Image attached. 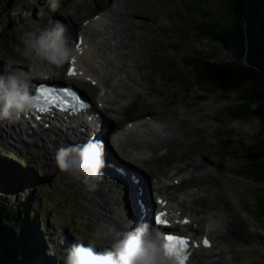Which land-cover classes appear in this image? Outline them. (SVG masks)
<instances>
[{
    "label": "rangeland",
    "instance_id": "374dc122",
    "mask_svg": "<svg viewBox=\"0 0 264 264\" xmlns=\"http://www.w3.org/2000/svg\"><path fill=\"white\" fill-rule=\"evenodd\" d=\"M196 6V0H28L26 5L6 0L0 3V58L10 56L21 61L22 55L23 58L25 55L20 45L27 34L53 27V23L50 24L52 19L57 21L59 17L60 21L66 20L77 29L82 22L89 21L91 15L118 7L123 17L117 24L127 27L120 33L123 38L120 40L126 43L125 46L129 44L130 49L119 50L124 56L118 55L117 58L131 64L127 70L137 74L136 78L141 79V84L148 88L145 94L140 93L137 99L133 98L118 119L133 120L146 114L157 117L161 123L175 126L177 130V138L167 145L168 151L158 152V156L165 152L162 159L140 164L136 171L140 175L141 170L153 176L159 173L166 175L173 167L184 165L183 172L192 175L189 184L185 183L186 186H194V191L207 189L209 192V202L205 204L207 199H203L202 208L218 216L221 213L226 215L225 226L223 222L220 232L224 242L234 245L235 259L228 264H264V222L252 213L258 198L264 196V182H257L243 171L248 164L241 152L242 146L256 144L261 124L253 118H227L225 109L239 104L238 99H235L236 93L225 96L208 85L196 86L193 75L184 66V59L193 58L199 49L193 36L196 25L194 21L198 16ZM221 10L226 18L224 28L236 32L241 14L238 15L226 3H223ZM249 15L250 44L258 52V25L253 15ZM242 29L240 26V32ZM104 50L102 48L101 53L103 51L102 54L108 56L103 57V60L112 57L110 52ZM98 55L102 60V56ZM241 61L244 59L241 58ZM26 64L30 65L28 60ZM105 71L108 75H118V78L123 76L120 69L114 70L111 66ZM121 79L124 81V76ZM96 90L87 84L83 91L88 93L86 95L94 96ZM253 92L256 93L253 100H263H260L256 84L246 91L247 94ZM104 115L110 118L113 116L111 113ZM252 115L264 123L263 112L257 111ZM3 133L0 130V157L6 160L4 155H7L26 163L23 170L18 169L16 163H10L13 171L21 172L18 184L22 183L24 188L18 192L11 191L12 197L9 196L7 200L21 208L28 206L31 200L34 208L39 209L50 222L47 225V220L42 218V221L34 220L33 223L38 236L42 231L52 230L41 239L48 249L40 257V262L44 257L52 255L67 257L71 245L77 240L85 244L92 242L97 248L107 245L106 241L94 236L97 228L92 218L86 215L89 205L85 197L92 191H87L82 181L73 175L62 173L50 150L45 159L48 162L44 163L43 158L37 156L38 144L21 143V139H9ZM1 137L8 143L1 142ZM46 146L53 148L50 142ZM119 162L122 161H116ZM200 166L206 169L196 171V167ZM126 167L136 168L132 164ZM16 193H19L17 197ZM3 200L4 194H0V201ZM63 243L68 247H63ZM46 264L54 262L49 259Z\"/></svg>",
    "mask_w": 264,
    "mask_h": 264
},
{
    "label": "bare ground",
    "instance_id": "6f19581e",
    "mask_svg": "<svg viewBox=\"0 0 264 264\" xmlns=\"http://www.w3.org/2000/svg\"><path fill=\"white\" fill-rule=\"evenodd\" d=\"M122 15L118 7H114L111 11L109 9L101 10L97 15L92 16L89 21H84L78 25L77 29L74 28V25H69L66 20L60 21L59 17L57 18V21H60L66 26L67 35L71 39L76 34L72 39L74 45H80L77 57L72 59L75 60V64L71 63L72 60L68 63L66 74L70 78H76L80 83L89 81L96 85L97 94L95 98L98 104L95 106L99 114L101 112L99 115L100 119L96 115L90 114L88 116H91L93 119L90 124L85 126L83 125V120H78L74 128L71 127L72 123H74L73 121L62 119L59 123L60 125H65L64 128L36 129L35 131L30 130L29 132L25 130L16 131L12 128V124L21 122L20 120L13 119L11 122L8 120H0V130L4 132L3 135L6 138L13 140L19 138L21 139V143L31 142L38 144L37 156L42 157L44 163L48 162L45 160L46 154L49 152L48 150L56 155L57 149L62 146L70 144H79L82 146L88 142H99L101 139L109 147L107 155L110 156V152H117L121 155L119 159L122 162L116 163L113 160L112 163L116 166L113 169L108 162L106 163L103 160L104 167L101 171L104 179L99 183L95 191H92L91 194L85 197L89 205L86 215L92 218L94 222L92 223L97 228V231H103L105 225H112L122 232L128 231L129 221L133 222L131 225L132 228L144 223L149 224L147 218L141 216L142 214L147 216L149 209L146 207V211L142 210L135 203L138 198L143 200V190L149 182L151 189L157 192V195L154 196L155 199H161L166 202L175 201L176 203L175 207L171 203L166 208H160L159 206L161 210H166L168 213L170 211L173 213L180 211L181 216L188 217L191 220L190 226L185 229L181 227L183 234L193 238L197 235L198 231L201 232V237L192 253L190 264H228L230 261L233 262L235 260L233 256L234 245L229 242H224L222 239L223 235L220 232L223 222V226H225L226 215L221 213L218 216L217 213L214 214L211 213L212 211L208 212V209L205 210L202 208L204 207L203 199H207L209 196L207 189L188 191L178 187L192 178L189 172H183L185 170L184 165H176L177 167H173L166 175L159 173L157 176H153L145 172V170H141L140 175L136 171L140 164L151 163L152 160H159L165 152L159 156L158 152L160 150L168 151L167 145L173 139L177 138V130H175V126L173 127V125L168 123H161L157 117L153 118L151 115L146 114L136 117L133 120L118 119L120 113L122 114L126 107L130 105L129 103L133 98L137 99L140 93L143 94L144 91L145 93L148 91V88L141 84L142 80L136 78L137 74L132 70H127L128 67H131V64L129 65L124 61H119L120 59L117 58L118 55L124 56L119 50L122 48L130 49L129 44L125 46L126 43L120 37V33L124 32L127 28L126 25L117 24V21H122ZM53 21H56V19ZM120 38L122 39L120 40ZM20 47L24 54L23 43H21ZM102 48L110 52L112 57L103 60V57H107L108 55L106 53L102 54L103 51L101 53ZM98 53L102 56V60L99 58ZM25 57L23 58L22 55L21 61H19L10 56H2L0 58V64H6L12 61L18 62L15 66L22 69L32 81L50 79V77L55 76V73L61 72L62 67L56 68L55 66L48 65L34 56ZM26 60H28L29 66H27ZM110 66L114 70H121L124 81L121 79L123 76H119L120 78H118L116 74H107L105 69L107 70ZM70 68L74 69L73 75L68 74ZM106 113L113 114L112 118L105 116L104 114ZM139 122L140 124L136 125ZM154 122L158 123L159 126H154ZM129 123L135 124V126L127 128L129 127ZM23 135L27 136V138H23ZM107 138H109V142H107ZM1 139V142L5 141L8 143L5 138L1 137ZM49 142L53 144V148L46 146V143ZM114 143L117 144L114 145ZM115 147L119 148V152ZM68 163L70 167L79 164L75 159H72ZM131 164L132 166L135 165L136 168L130 169L126 167ZM200 169L205 170L206 167H196V171ZM142 174L145 176H142ZM172 188L178 194L170 190ZM206 202H209L208 199L205 200V204ZM155 203L156 201L154 199L152 200L151 196V204L155 206ZM205 213L207 214L205 215ZM178 219L180 220L181 218ZM149 225L154 227L153 223ZM178 225L173 224L171 227L177 226L180 228ZM193 232L195 234H192ZM203 237L209 238L212 242V245L208 249L204 248L200 243ZM100 238L109 242L102 236ZM66 243H63V247L67 246Z\"/></svg>",
    "mask_w": 264,
    "mask_h": 264
},
{
    "label": "trees",
    "instance_id": "16d2710c",
    "mask_svg": "<svg viewBox=\"0 0 264 264\" xmlns=\"http://www.w3.org/2000/svg\"><path fill=\"white\" fill-rule=\"evenodd\" d=\"M15 1L22 5L28 3V0ZM196 1L198 16L197 20H193L196 24L193 36L203 50L197 51L193 58H185L184 66L193 75L196 86L208 85L212 90L225 96L236 93L235 99H238L239 104L225 109L227 118L242 117L260 121L261 128L257 132L259 139L256 144L250 147L242 146L241 152L247 161L245 163L248 164L243 171L257 182H264V123L252 115L257 111L264 113V0ZM1 2L6 0H0ZM223 3L231 6L232 10L235 9L238 15L241 14L236 32L224 28L226 18L221 10ZM249 13L253 15L254 22L258 25L260 43L258 52L250 44ZM240 26L243 28L241 32ZM206 41H209V44ZM204 42L206 48H203ZM241 58L244 61H241ZM253 84L258 88L260 100L263 99L260 102L253 100L255 92L246 93ZM238 146L240 148L241 144ZM4 157L6 160L0 157V194H4V200L0 201V264H46L49 259L53 260L54 264H66L67 257L58 258L56 255L44 257L40 262V257L48 249L41 239L52 230L42 231L38 236L33 223L34 220L42 221V218L47 220V225H50V222L39 209L34 208L31 200L29 205L23 208L14 206L7 200L9 196L12 197L11 191L18 192L24 188L22 183L18 184L21 172L13 171L10 163H16L20 170L26 167V163L7 155ZM237 172L239 173L240 169ZM18 195L19 193H16L15 197ZM252 213L258 220L264 222L263 195L258 198Z\"/></svg>",
    "mask_w": 264,
    "mask_h": 264
},
{
    "label": "clouds",
    "instance_id": "9594fccd",
    "mask_svg": "<svg viewBox=\"0 0 264 264\" xmlns=\"http://www.w3.org/2000/svg\"><path fill=\"white\" fill-rule=\"evenodd\" d=\"M53 27L38 29L28 33L22 41L24 55L34 56L40 61L56 68L62 67L77 57V51L67 28L60 21H53ZM14 61L0 67V120H19L32 107L30 97L31 80ZM75 159L78 167H70L69 161ZM55 162L62 173L73 175L81 180L87 191H95L104 179L102 174L103 148L99 142L84 145L70 144L56 151ZM128 231H119L112 225H105L103 231L94 233L109 241L99 250L97 245L83 241L74 242L66 258V264H170L164 258L163 240L154 227L144 223Z\"/></svg>",
    "mask_w": 264,
    "mask_h": 264
},
{
    "label": "snow or ice",
    "instance_id": "6c2138e0",
    "mask_svg": "<svg viewBox=\"0 0 264 264\" xmlns=\"http://www.w3.org/2000/svg\"><path fill=\"white\" fill-rule=\"evenodd\" d=\"M79 50L80 45L78 44L76 51L79 52ZM71 63L75 64V60H72ZM68 74L73 75L74 69L70 68ZM39 94L44 98L45 103H50L52 107H55L57 103H64L65 106H67L68 102L74 103L77 111L87 107L86 104L81 103L80 99L73 93L72 90H62V94L66 98L65 101H57L55 93L44 87L39 89ZM164 215L165 214H160L155 218L157 225L167 226L166 221L164 220ZM183 223H187V221H184ZM203 243L205 247H210L207 239H205ZM188 246L189 242L186 239L178 238L173 235H166L162 245L164 258L169 261L170 264H188Z\"/></svg>",
    "mask_w": 264,
    "mask_h": 264
},
{
    "label": "built area",
    "instance_id": "2783aa9c",
    "mask_svg": "<svg viewBox=\"0 0 264 264\" xmlns=\"http://www.w3.org/2000/svg\"><path fill=\"white\" fill-rule=\"evenodd\" d=\"M196 42H197V41H196ZM206 42H207V41H206ZM202 43H203V42H202ZM197 44H198V43H197ZM204 44H205V42H204ZM204 44H203V45H204ZM207 44H209V41L207 42ZM198 46H199V49H198V51H199V50H201L202 48H200V45H199V44H198ZM206 46H207V45L205 44V45L203 46V48H204V47L206 48ZM202 50H203V49H202ZM220 57H221V56H220Z\"/></svg>",
    "mask_w": 264,
    "mask_h": 264
}]
</instances>
